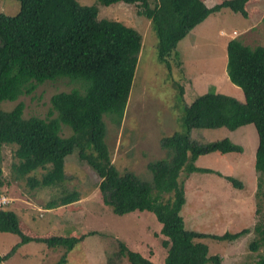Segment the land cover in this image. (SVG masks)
Wrapping results in <instances>:
<instances>
[{"label":"trees","instance_id":"16d2710c","mask_svg":"<svg viewBox=\"0 0 264 264\" xmlns=\"http://www.w3.org/2000/svg\"><path fill=\"white\" fill-rule=\"evenodd\" d=\"M14 15L0 13V104L30 94L38 84L59 77L82 83V89L53 94L51 111L46 117H23V104L10 110L0 108V148L11 147L17 160L12 164L15 177H26L31 188L61 186L66 180L65 158L74 150L99 178L98 190L105 205L116 214L152 211L162 223V241L166 248L163 264H221V256L208 255L202 238L235 241L256 234L249 248H264V46H250L240 38L226 43V74L240 87L244 100L231 95L205 92L186 105L181 117L182 132H173L160 140L167 155L149 161L151 180L135 172H120L111 162L105 141L106 123L121 125L141 51L142 35L122 21L98 16L97 5H81L77 0H17ZM249 0H222L206 7L202 0H96L99 5L124 2L136 7V13L151 22L156 38V59L171 68V57L178 59L177 43L208 15L222 8L247 18ZM264 12V4H263ZM181 91V88H180ZM55 113V116L51 115ZM253 124L257 134L254 154L257 198L256 221L252 228L221 235L186 229L180 214L185 202L183 181L195 171L212 172L198 167L195 160L213 152H241L242 147L228 138L200 142L190 137L194 128L235 130ZM72 133L61 136V125ZM0 195L6 183L1 166ZM40 177L29 175L36 170ZM234 185L242 183L226 176ZM80 199L77 190L61 189L46 208L71 204ZM0 232L16 234L20 243L31 240L19 227L16 213L0 206ZM96 234L95 231L88 232ZM84 235L77 238L50 236L35 238L49 247L70 251ZM19 246L0 254L5 261ZM64 257V256H62ZM117 259L126 257L130 264H152L141 259L124 243H118ZM63 261V259L59 260ZM61 264V263H58ZM253 264H264V254Z\"/></svg>","mask_w":264,"mask_h":264},{"label":"rangeland","instance_id":"374dc122","mask_svg":"<svg viewBox=\"0 0 264 264\" xmlns=\"http://www.w3.org/2000/svg\"><path fill=\"white\" fill-rule=\"evenodd\" d=\"M222 0H202L211 7ZM81 5H97L98 16L122 21L142 35L141 51L131 91L119 127L105 118V141L111 162L120 171L130 170L140 178L151 180L147 163L167 155L160 147V140L173 132H182L181 117L184 107L205 92L227 94L232 84L226 74V43L240 38L243 43L264 46V0L246 3L247 18L228 8L211 13L195 25L175 48L178 59L171 57V68L156 59V38L151 22L136 13V7L124 2L99 5L96 0H77ZM19 10L17 0H0V13L14 15ZM181 88V91H180ZM239 93L243 92L237 87ZM71 89H82L80 81L59 77L38 84L28 95L15 101H4L2 110L23 104L25 118L35 115L46 117L51 111L53 94ZM226 92V93H225ZM54 112L52 116H55ZM72 133L61 125L60 135ZM190 137L200 142L228 138L242 147L241 152H213L195 160L198 167L212 172L195 171L186 178L183 174L185 202L180 214L186 229L207 234L236 233L252 228L255 218L256 174L254 154L257 134L253 124L235 130L225 127L194 128ZM11 147L0 148L1 166L6 183L2 194L8 199L7 209L13 210L19 220L21 233L31 240L20 243L16 234L0 232V254H6L19 243L14 252L0 264H130L126 257L117 259L118 243H124L141 259L152 264H163L166 248L162 241V223L152 211H132L116 214L105 205L98 190L99 178L77 158V151L66 156V180L61 186L31 189L26 177L17 178L12 164L17 160ZM38 169L29 175L40 177ZM230 176L242 183L234 185ZM77 190L80 199L55 208L46 203L59 196L61 189ZM95 231L96 234L88 232ZM85 236L66 252L63 247H49L35 238L50 236ZM253 230L235 241L202 238L208 246V255L221 256V264H253L264 248L252 251ZM64 256V257H62ZM63 259V261H59ZM211 264V263H207Z\"/></svg>","mask_w":264,"mask_h":264},{"label":"crops","instance_id":"0c3cea01","mask_svg":"<svg viewBox=\"0 0 264 264\" xmlns=\"http://www.w3.org/2000/svg\"><path fill=\"white\" fill-rule=\"evenodd\" d=\"M238 86H236V85H234V84H229L228 85V92H227V94L228 95H231V96H233V97H235L236 99H237V101L238 102H243V100H244V96H243V98H242V95L239 93V90H238V88H237ZM226 93V92H225Z\"/></svg>","mask_w":264,"mask_h":264},{"label":"built area","instance_id":"2783aa9c","mask_svg":"<svg viewBox=\"0 0 264 264\" xmlns=\"http://www.w3.org/2000/svg\"><path fill=\"white\" fill-rule=\"evenodd\" d=\"M8 204V199L5 195H0V206H6Z\"/></svg>","mask_w":264,"mask_h":264}]
</instances>
